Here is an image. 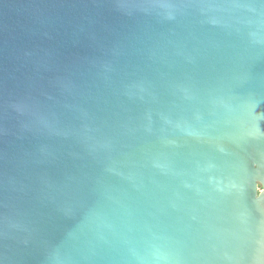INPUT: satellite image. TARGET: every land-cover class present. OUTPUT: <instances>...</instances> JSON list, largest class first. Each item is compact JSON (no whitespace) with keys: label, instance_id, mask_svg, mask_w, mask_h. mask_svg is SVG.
<instances>
[{"label":"water","instance_id":"95a60500","mask_svg":"<svg viewBox=\"0 0 264 264\" xmlns=\"http://www.w3.org/2000/svg\"><path fill=\"white\" fill-rule=\"evenodd\" d=\"M0 264H264V0H0Z\"/></svg>","mask_w":264,"mask_h":264},{"label":"trees","instance_id":"16d2710c","mask_svg":"<svg viewBox=\"0 0 264 264\" xmlns=\"http://www.w3.org/2000/svg\"><path fill=\"white\" fill-rule=\"evenodd\" d=\"M260 187H262V185Z\"/></svg>","mask_w":264,"mask_h":264}]
</instances>
